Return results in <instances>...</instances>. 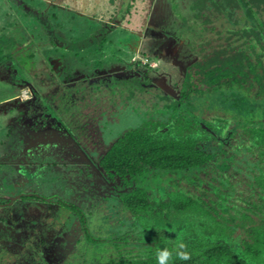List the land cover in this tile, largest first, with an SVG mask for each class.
I'll return each mask as SVG.
<instances>
[{
	"label": "rangeland",
	"instance_id": "obj_1",
	"mask_svg": "<svg viewBox=\"0 0 264 264\" xmlns=\"http://www.w3.org/2000/svg\"><path fill=\"white\" fill-rule=\"evenodd\" d=\"M51 1L0 0V30L23 41L26 47L25 53L16 62L19 63V70L11 69L10 66L13 65L9 62L0 68V146L7 145L11 133L8 128L15 130L17 126L23 127L27 123L33 128L40 118H45L42 119L43 123L51 119L52 122H59L58 125L65 124L67 132H70L67 134L70 140L66 145L60 148L59 143L46 144V149L40 150V154L49 152L45 156H39L38 160L44 163L47 171L53 170V165L58 166V160L62 162L63 168L76 166L77 164L68 163L74 150L83 151L85 156L88 152L99 159L105 154L108 145L126 130L147 120L169 123L172 115L170 106L174 99L180 98L181 89L186 86L183 80L185 70L197 59L195 54L199 49L192 45H199L202 39L205 43L203 47L207 48L210 42L219 39H213L217 30L213 31L207 17L210 14L209 7H216L215 0H78L76 5L79 7L74 4L69 7V2L65 3L63 0ZM234 1L236 3L238 0ZM129 4L130 11H126ZM80 7L82 10L76 12ZM230 11L227 8L226 14ZM201 13L205 18H201ZM127 31L136 34L135 40L127 37ZM173 32L181 42L175 41L171 35ZM102 35L106 41L99 51L97 42ZM90 40L94 41L89 43ZM79 41H83L87 47L78 48L77 52L72 51V42ZM49 63L57 74L49 69ZM123 65L133 74L132 79L127 81V84L130 83V87L127 85V98L123 99L124 102L127 101V105L121 102L112 105L109 94L113 92H106V89L114 87L111 79L125 74V70L119 68ZM114 68L118 75L110 73ZM18 71L22 74H18ZM100 72L104 73L99 74ZM106 74L110 76L103 78ZM62 79L73 80L78 86L82 84V79L87 84L91 82L92 86H98L97 83L93 84L98 79L108 80L105 83L112 81L101 87L105 88L104 91L96 88L89 96L91 102L96 104L101 100L103 108L98 110L93 105H86L87 102L81 104L78 89L75 91L76 100L72 98L70 101L72 90L64 92ZM25 82L35 87L34 102L37 106L14 105L30 95L24 86ZM117 82L126 84L124 81ZM15 83L22 86L14 85ZM139 83L142 86L139 87ZM53 99L55 103L62 102L63 107L66 106L64 110L73 112L72 117L76 119L74 123L68 122L70 119L62 113L61 107H52ZM108 102L109 108L105 109ZM54 110L61 117H57ZM21 113L26 118L19 117ZM204 116L207 117V112ZM95 118L107 123L112 121L111 128L107 127L104 134L105 141L112 140L109 144L102 142L96 123L98 120ZM221 131L226 133L225 129ZM58 151H61L59 154H64L63 158L54 156L53 152ZM88 161L92 167L95 166ZM34 169L37 171V167ZM81 175L92 186L93 179L99 177L97 172H81ZM215 176V173L209 171L204 178L210 181ZM29 177L33 190L38 191L36 194L41 200L12 206L14 216H7L8 225L9 232L15 235L13 240H16L17 245H8L7 240H3V247L9 250L0 251V264L13 263L24 252L22 247L27 251L23 253L24 257L17 260L20 264H100L105 258L115 257L113 240L121 230L128 227L118 196L110 195L103 189V184H94L96 192L103 194L104 201L100 200L102 206L90 198L87 205L92 206V209L83 207L72 213L61 203L64 201L63 190L60 188L58 191L54 187L51 188L52 192L49 188L52 177L38 178L34 172ZM73 202L74 200H68L67 204ZM75 203L80 205L81 201L76 200ZM58 225H62L64 232H68L71 238L67 246L58 244L62 249L54 253L47 246L54 248L56 242L50 245L46 242L44 247L40 242L49 240L54 234L52 230ZM83 227L85 233L79 235ZM129 249L131 252L138 251L136 246L127 250Z\"/></svg>",
	"mask_w": 264,
	"mask_h": 264
},
{
	"label": "trees",
	"instance_id": "obj_2",
	"mask_svg": "<svg viewBox=\"0 0 264 264\" xmlns=\"http://www.w3.org/2000/svg\"><path fill=\"white\" fill-rule=\"evenodd\" d=\"M215 1L207 17L219 39L207 48L202 39L191 44L197 59L185 70L171 121L126 130L98 161L122 183L119 203L128 221L113 240L115 257L100 264H159L164 249L171 252L166 264H264V0ZM63 2L79 7L78 0ZM82 42L71 50L87 47ZM25 48L0 30V68L9 62L19 69ZM209 171L216 176L206 181ZM0 239L6 252L9 238ZM135 246L137 252L127 250ZM23 253L11 264H20Z\"/></svg>",
	"mask_w": 264,
	"mask_h": 264
},
{
	"label": "flooded vegetation",
	"instance_id": "obj_3",
	"mask_svg": "<svg viewBox=\"0 0 264 264\" xmlns=\"http://www.w3.org/2000/svg\"><path fill=\"white\" fill-rule=\"evenodd\" d=\"M171 35L174 37V39L177 43L181 42V40L176 36L177 34H175L173 32V33H171ZM102 37H104V36L102 35ZM91 41H94V40H90L89 43ZM183 46H184V48H186L184 44H183ZM48 65H49V69H51V71L53 73H56V74L58 73V72H55L54 67L52 66L51 63H49ZM1 68H3V67H1ZM10 68L13 70H16V68H13L12 66H10ZM119 68L124 69L125 74L115 76L113 79H111L112 81H114L115 85L113 88L106 89V92H108L109 90L111 92H113L112 94H109L111 96L112 105H114L115 102H119V103L121 102L123 105L124 104L127 105V101L124 102L123 99L127 98L126 95L128 94V87H130V83L128 82V84H127V81H129V79H132L133 74H132V71L131 72L127 71L126 70L127 68L124 65H123V67H119ZM17 70H19V69H17ZM114 70H115V68L110 73H112L113 75H118L119 73H116L118 71H116V70L114 71ZM103 73L104 72H100L99 74H103ZM18 74H22V73H19V71H18ZM16 75L17 74H13V76H16ZM107 76H110V75L106 74L103 78H107ZM69 79L70 78H67V80H69ZM62 80H63V85H64V87H63L64 92H68V90L69 91L72 90L70 101L76 98L75 91L78 89L79 98L81 99L80 103L83 104L84 102H87L86 105H89V106L93 105L98 110H100L99 108H101L103 106L101 103V100L99 101V104H96L94 102H91V99L89 98V96L92 93V91L96 88L100 91H104L105 88L101 89V87L107 86L108 84H110L112 82L111 81L110 83L109 82L105 83L108 80L98 79V81L95 80L96 82L93 81V84L97 83L98 86H92L91 82L87 84V81L82 79L81 80L82 84L78 86L77 84L73 83L74 82L73 80H70V81H67V80L65 81L64 79H62ZM117 81H124V82H126V84H122V83L117 82ZM84 82H85V84H84ZM16 84L20 85V83H15L14 85H16ZM127 85H128V87H127ZM20 86H22V85H20ZM24 86H25V88H27V90L29 92L28 94H30L29 97L24 101L18 100L14 105H23V107H26V105H36L34 102L36 99L35 98L36 97L35 87L33 85L28 84L27 82H25ZM80 86L82 88H79ZM140 86H142L141 83H139V87ZM73 87H74V89H73ZM70 88H72V89H70ZM53 91H55V90H53ZM62 91H63V89L61 90V92ZM84 94H85V97H83ZM47 95H48V93L46 94V96ZM54 101L55 100L53 99L52 107H56V108L61 107L62 113H64V115L70 119L68 122L74 123L76 121V119L74 117H72L73 112L72 111L70 112L67 109L64 110L63 108L66 106L63 107L62 102L55 103ZM96 102L98 103L97 100H96ZM109 103L110 102H108L104 106L105 109L109 108ZM55 104H57L59 106H56ZM53 113L57 117H61L57 113L56 110H54ZM74 114H76V112ZM95 115L96 114H94V116ZM77 116H78V114H77ZM19 117L26 118L25 115H23V113H21L19 115ZM42 119L45 120V118H40L39 122H37L36 126H34L33 128L28 126L29 123H27V125H24L23 127L17 126L18 128H15V130L8 128L9 131H11V133L8 136L7 145L6 146H0V150H2V154H3L1 157V160H0V206L4 207V209H2V210L0 209L2 212V214H0V218L5 219V223L0 222V234L3 235V237L6 236L7 238H9V239H6L7 244L8 243L10 244L11 241H12V243L14 242V244L16 242V240H13L14 239L13 238L14 233L11 234L9 232L10 227L8 225L9 224L8 223V217H9L8 215L10 214L11 216L12 215L14 216V214L11 212L12 206H15L18 203H23L24 199L22 197H31V196L39 197L36 194V193H38V191L33 190L34 187L32 185V181L29 177L30 173H32V172H34L35 176H38V178L43 177V178L48 179L49 177H52L49 180V182L51 184V186H49V188L54 189V187H56V188H58V191H60V188H61V190H63L62 193L64 196V201L61 203L63 205H65V207L68 208V210L71 211L72 213H76L80 209L82 210L83 207L92 209V208H90L92 206L87 205V202L89 201L90 198L95 199L97 201V204H99V203H100V205L102 204V202L100 200L104 201L102 198L103 194H98L96 192V188L94 187V184H98V185L103 184L104 185L103 189H106L110 195L114 194L118 197L120 196L119 194L123 189V188H121V189L118 188V186L122 184L120 181L116 180L113 182V180H111L109 177L106 176V174H104L101 171V169L99 168V165H98V161L100 160L101 157H99V159H96V157L93 156V154H90L88 152H87V156H85L86 154L83 153V151H81V150H77V151L74 150L73 156H71L68 160V163L77 164L76 166H73V168H72V165L63 168L62 162L58 160L57 163L59 165L58 166L53 165L52 166L53 170L50 169L49 171H47L44 163H41L38 160H39V156H45L49 152H42L40 154V152H41L40 150L46 149L45 145L46 144H52V143H56L57 145L59 143V147L63 148V146H65L66 143L70 140V137L67 135V134H70V132L69 131L67 132L68 128H66L65 124H63V123H60L58 125L59 122H56V123L52 122L51 119H49L48 122L43 123ZM95 119H97V118H95ZM96 123L98 124L97 127H98L99 133L101 134L102 142H104L105 145L109 144L112 140L111 141L106 140L107 141L106 142L105 138H104V134H105V129L107 127L111 128L112 121L107 123L106 121H102V120L99 121L98 120V122H96ZM111 144L112 143H110L108 146H110ZM60 148H57V149H60ZM61 151L53 152L54 156L56 158H63L64 154L63 153L59 154ZM88 160L93 162L95 166L92 167L90 164H88V162H89ZM60 165L62 166V168ZM34 167H37V171L34 169ZM5 170H7V171H5ZM81 172L82 173L83 172H85V173H87V172L91 173L92 172L93 174H94V172L95 173L97 172L98 176L100 178L98 177V178L93 179L94 183L92 186L91 184L90 185L87 184L85 182L86 180L82 179L83 175H81ZM7 188H8V190H7ZM52 189H51V191H52ZM87 191L92 192L91 194L94 193V195L87 193ZM52 192H54V191H52ZM54 196H55V194H54ZM39 198L41 199V197H39ZM68 200H74V202L67 204ZM76 200L81 201L80 205L75 203ZM24 202H26V201H24ZM56 203H58V202H55V204ZM56 228H54V230H52V233H54L52 235V237L49 240L46 239V242L48 245L56 242V244H55L56 247H54V248H50L52 246H50V247L47 246V249H49V250L51 249V251L54 253H57L58 250L62 249L59 247L58 244L67 246L70 244L69 238H71L68 235V232H64V227H62V225H58V226H56ZM1 230L2 231H8V232H1ZM12 231H14V230L12 229ZM83 233H85L84 227L80 231L79 235H82ZM64 235H65V237H64Z\"/></svg>",
	"mask_w": 264,
	"mask_h": 264
},
{
	"label": "clouds",
	"instance_id": "obj_4",
	"mask_svg": "<svg viewBox=\"0 0 264 264\" xmlns=\"http://www.w3.org/2000/svg\"><path fill=\"white\" fill-rule=\"evenodd\" d=\"M179 243V247L180 248H184L185 245L183 243ZM171 256V252H169L168 249H164L163 251H158V260H159V264H166V261L168 259V257ZM178 256L181 260H189L190 259V255L187 252H179Z\"/></svg>",
	"mask_w": 264,
	"mask_h": 264
},
{
	"label": "crops",
	"instance_id": "obj_5",
	"mask_svg": "<svg viewBox=\"0 0 264 264\" xmlns=\"http://www.w3.org/2000/svg\"><path fill=\"white\" fill-rule=\"evenodd\" d=\"M126 35H127V37H130L131 39H134V40H135L136 34L133 33V31H131V32H128V31H127V34H126ZM123 39H124V40H127V38H124V37H123ZM0 240H1V239H0ZM6 243H7V242H6Z\"/></svg>",
	"mask_w": 264,
	"mask_h": 264
},
{
	"label": "water",
	"instance_id": "obj_6",
	"mask_svg": "<svg viewBox=\"0 0 264 264\" xmlns=\"http://www.w3.org/2000/svg\"><path fill=\"white\" fill-rule=\"evenodd\" d=\"M0 209L2 210V209H4V207H1V206H0Z\"/></svg>",
	"mask_w": 264,
	"mask_h": 264
}]
</instances>
